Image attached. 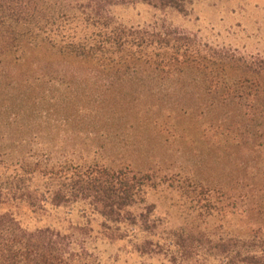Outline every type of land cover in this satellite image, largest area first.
Segmentation results:
<instances>
[{"label":"rangeland","instance_id":"1","mask_svg":"<svg viewBox=\"0 0 264 264\" xmlns=\"http://www.w3.org/2000/svg\"><path fill=\"white\" fill-rule=\"evenodd\" d=\"M111 15L128 28H176L226 54L264 59V0H193L187 14L124 1ZM228 76L231 97L223 104L196 72L141 69L109 79L47 42L9 51L0 39V180L19 189L0 214H13L29 230L74 234L102 264H172L140 253L133 238L119 239L123 227L104 230L97 216L24 204L38 203L32 190L43 193L49 182L30 169L65 172L71 153L82 152L99 165L155 176L125 211L137 234L149 228L215 240L264 236V88L255 75Z\"/></svg>","mask_w":264,"mask_h":264},{"label":"trees","instance_id":"2","mask_svg":"<svg viewBox=\"0 0 264 264\" xmlns=\"http://www.w3.org/2000/svg\"><path fill=\"white\" fill-rule=\"evenodd\" d=\"M124 1H141L180 14H187L193 3V0H0V39L9 51L47 42L67 60L109 79L114 74L136 73L141 69L169 76L196 72L223 104L231 97L226 85L230 71L244 81L248 75H255L257 87L264 88V59L251 62L226 54L176 28L152 30L119 25L113 20L111 9ZM247 111L245 116H253L251 110ZM71 159L65 172L30 169L28 173L32 176L38 174L49 182L43 193L40 188L32 190L40 198L27 195L38 203L24 200V204L32 208H67L69 216L75 212L83 219L97 216L104 230L116 228L121 233L123 227L125 232L119 239L133 238L140 253L163 255L172 264H264V236L259 231L249 238L227 240H215L203 232L186 229L157 234L147 228L137 234L136 220L125 211L139 202L155 176L99 165L94 159H85L82 152H72ZM8 182L0 180V205L15 194L14 189L19 190ZM143 222L147 225V221ZM76 225L81 230L84 224ZM0 264L102 263L76 235L50 226L29 230L13 214L5 212L0 214Z\"/></svg>","mask_w":264,"mask_h":264}]
</instances>
